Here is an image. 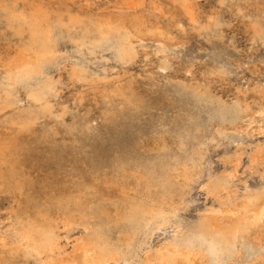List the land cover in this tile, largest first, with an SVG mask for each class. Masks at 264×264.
Listing matches in <instances>:
<instances>
[{"label": "bare ground", "instance_id": "bare-ground-1", "mask_svg": "<svg viewBox=\"0 0 264 264\" xmlns=\"http://www.w3.org/2000/svg\"><path fill=\"white\" fill-rule=\"evenodd\" d=\"M40 1H37V0H33V1H31V0H0V35L4 36L5 40L8 41V44H9V45H7L8 48H7V46H5V48L9 49V54L8 55L6 54L7 57L4 58L3 56L0 55V191H3V188H6V189L18 190L21 194H28V193L32 192V188L34 187V183L37 181H35V182L33 181L36 177L32 180L28 171L25 168V164L29 159L31 160L32 158L34 159V156L36 157L35 151H36V148L39 144L51 143L52 141H54V138H56L55 136H56L57 130H59V129L56 130V124H57V126H58V124H61V125L65 124V116L70 110H68L69 107L68 108L62 107L60 109V111H55L54 99L59 94L57 85L60 82V80L55 79L53 77V74H52L53 71L56 68H59V66L63 63V60L65 58H67L66 56H68L67 54L65 56V53H63L61 50V42L62 41H64L66 39V40L74 43L79 48L83 47V46L90 47L92 49V53L96 49L106 51L107 53H109L111 55V58L115 60V61L113 60L114 62H118L121 65H127L130 62H132L133 59L136 57V51H135L136 48H134V40L135 39H140L144 35H148V36L153 35L158 39L164 38V37H170L168 32L166 30H164L162 27H159L158 25L155 26V24L152 22L148 26L149 21L146 19V17L143 14L139 13V11H138V9H140V7H142L144 4V1H142V0H125L127 8L131 10V12H129V13L128 12L125 13V12L120 11L117 14L116 13H107V14H102V15L95 14L92 11L85 10V9H84L85 11L77 10L72 6L71 3H69L70 1L74 3V2H77L78 0H61L59 2V4H57L56 6L48 3L49 1H47V4L42 3ZM169 1L178 4L182 8L184 14L186 16H188V18L193 23V26L195 27V29L198 28V32L200 34L203 33L206 36H208V38L214 37L217 35L216 28L210 23V18L208 20L205 18L207 20V22L205 24L201 23L200 20L197 18L196 13L198 11L195 13L196 0H169ZM219 1H220L221 5L224 7H227L230 2H237V4L235 6L238 5V7H239L238 9H239L240 13H242V11H243V9L241 8V5H240L241 0H219ZM246 1H248V0H246ZM154 3H155V1H154ZM77 4H78V2H77ZM95 5H97V4H95ZM80 6H82V5H80ZM109 6H110V4H109ZM119 8H121V7H119ZM119 8H117V9L119 10ZM159 10L161 11V7L159 8ZM98 12H99V9H98ZM100 12H101V10H100ZM242 14H243L242 16L245 15L244 11ZM215 17L217 19H221L220 17H218V15ZM201 20H204V19H201ZM176 22L178 24V21H176ZM252 30H253L254 39L259 41L264 46V39H262V34H264V0H262L261 5L259 6V8L257 9V11L254 15V18L252 21ZM2 36H1V38H2ZM185 39H187V38H185ZM185 39H184V41H185ZM180 40H181V38H180ZM3 42H2V44H3ZM145 45H143V46H145ZM3 46H4V44H3ZM1 47H0V49H1ZM3 49H4V47H3ZM162 49L163 48L161 47L160 50L162 51ZM168 50H170V49H168ZM4 52H5V50H4ZM202 53H204V52H202ZM211 53H212V51H211ZM216 53H217V54H215L216 55V61L218 63L217 68H214L217 70L216 72L224 73V74H231L232 72H230L231 70H230L229 64L226 60V52L222 51L221 48H216ZM78 54L82 55L81 53H78ZM94 57H96V56H94ZM139 57H141V59H142V56H139ZM137 59L139 60V58H137ZM69 61H71V60H69ZM252 61L253 60H251V62ZM169 63L170 62L166 61V62H164V65H162V66H165V68L169 67L171 64V63L170 64ZM188 63H190V62H188ZM140 64H141V62H140ZM63 66H65V65H63ZM105 66H106V64H105ZM148 66L149 65H147V67ZM111 67H112V65H111ZM141 67H142V65H141ZM144 67H145V65H144ZM66 68H67V66H66ZM179 68H180V66H179ZM238 68H240V66ZM102 69H103V67H102ZM150 69L151 68H149V70ZM161 69H162V67H161ZM140 70L142 71V69H140ZM190 70L191 69H189V71ZM121 72H124V71H121ZM181 72H182V70H181ZM183 72H184V70H183ZM237 72H239V71H237ZM193 73H194V71H192V74ZM201 73H203V72L201 71ZM173 74H175V73L173 72ZM123 75H121L122 78H124ZM137 75H139V74H137ZM197 75H199V74L197 73ZM231 75H233V73ZM72 76L79 79V80H85V79H88L89 77L91 79H93V77H94L93 73L88 68V66L85 64V62L84 63L80 62V63L74 65V67L72 68ZM113 76H111V77H113ZM144 76L146 77V75H144ZM200 76L201 75H199V77ZM205 76H206V78L205 77L204 78L207 80V75H205ZM111 77H107V78H111ZM121 77L119 76L120 79H122ZM147 77L149 78V76H147ZM229 77L230 76H228V78ZM188 78H190V77L188 76ZM99 79H101V77ZM154 79H156V78H154ZM116 80H118V78ZM112 81L113 80H111V82ZM233 81H235V79ZM237 82L239 85L240 81H237ZM127 83H128V81H127ZM192 83H193V81H192ZM173 84H174V82H173ZM229 84L230 83H228V85ZM215 85H217V84H215ZM172 86H174V85H172ZM174 87H176V86H174ZM182 87H183V85H181L180 89ZM207 87H204V86L198 85V84L195 86H191L190 89L185 90V91H187L186 92L187 94H185V95L188 96V93H189V97H191V98H196V99L203 101V102H210L211 104H215L216 107H220L221 110H219V112L221 114H223L226 117L228 115L230 116V113H232L231 112L232 110L230 111V107H223V105L226 104L224 102L225 100L222 99V101H221V100H216L215 98H213L211 96V94L209 93V90H208L209 88H207ZM220 87H218V88H220ZM239 88H241V87H239ZM239 88H238V90H239ZM177 89H178V87H177ZM231 89H232V87H231ZM173 90H175V89H173ZM226 90H227V94H228V91H230V90L229 89H226ZM234 90H235V88L233 89V91ZM165 91H166V89H165ZM168 91H170V90H168ZM253 91L255 92V90H253ZM263 91H264V89H263ZM170 92L172 93V91H170ZM230 92H232V91H230ZM257 93L259 94V92H257ZM22 94L24 96H22ZM176 94H178V93H176ZM245 94H247V92ZM103 95L105 98V106H106L105 107L106 108L105 113H106V115H109L111 117V119H114L117 115H124V120L136 121V120H139V117L141 115L143 117V113L146 109L149 110L148 104L146 102H143V100H142L143 98L133 89L131 84L127 87H117L113 91L104 90ZM176 97H177V95H176ZM223 97L225 98V96H223ZM229 97H230V95H229ZM247 97L248 96H246V98ZM179 98L181 99L182 97H179ZM235 98H236V95H235ZM252 98H254V97H252ZM257 99H259V98H257ZM262 99H264V98H262ZM229 100H231V99H229ZM249 100L251 101L253 99H249ZM249 100H248V102H250ZM189 102H190V100H189ZM195 102H197V100ZM86 104H87V102H86ZM86 104H84V106ZM187 104H188V99H187ZM243 105L241 107H243ZM230 106H231V104H230ZM232 106L238 107V103L234 102V103H232ZM235 107H233V109L238 110ZM177 108H179V107H177ZM184 108H183V110H184ZM188 108H189V106H188ZM194 108L195 107L193 106V109ZM88 109H90V108H88ZM84 110H85V108H84ZM156 110H158V109H156ZM177 110L181 111L182 109L179 108ZM199 110H200V108H199ZM236 110H234V113ZM209 112L210 111H208V114H209ZM163 113H164V111H163ZM249 113H250V115H252L251 112H249ZM157 114H159V113H157ZM175 114H177V113H175ZM197 114L198 113H196V115ZM186 116H187V118H186ZM212 117H214V116H212ZM220 118H222V117H220ZM49 119H53L54 124L51 125L49 122H47V120H49ZM72 119L73 120L71 122L69 121L70 124H68V125L66 124L67 125L66 129L68 132V135L66 136L67 138L69 137V134L70 135L76 134L79 138L80 137L82 138L78 142H80V141L83 142L84 140H86L89 137L90 134H92L94 132V126L88 117L86 118L84 116L79 117V116L74 115ZM180 121L184 125L181 127L179 126V132H177V133H179V134H177L179 137V148H178L179 151H178V153L172 154V155L165 153V156L163 157L161 166H159V168H156L152 165V166H150L151 168H148L146 170L144 169L142 177L139 178L140 175L138 174L139 176L137 179H138V182L142 186V189H143L142 190L143 193H141V195L131 196L126 191L127 189H125L126 187L123 186L124 185L123 184L120 197L117 199L115 198L116 201L112 202L114 204V207H109L108 204H106V203L104 205L101 204L103 198L106 196L104 193L105 191L104 192L102 191L103 187L101 188V186H106L105 184H110V183L111 184H119L118 180L120 179L122 181L124 179V176L126 175L125 163H127V162H125L126 160H124L121 157L114 158V159L110 158V160L112 159V161L109 160V162L111 163L110 165L107 162L108 160L106 161V163H108L107 165L110 166V169H109L110 172L107 171L108 169H104L102 167L103 165H101V163L96 164V162H95V165H93V167L90 171L91 174L89 173L90 175L83 177L82 174L78 173L79 176L77 175V177L74 178V180L70 179L71 180V186H66V187L62 188L59 186L62 182L61 183L59 182L58 187H56L53 183V185H48V188H49L48 191L49 192H43L40 194L37 193L36 195L28 194L29 196H27V197L22 195L24 200H25L24 197H26V210H24L23 213L14 212L12 225H10V226L8 225L10 227L9 231H11V233H10L11 235L8 236L5 233L0 234V264H257V263H255L256 261H258L259 264H264V183L257 185L255 187L248 188L241 196H239V195L238 196H232L234 199H231L230 198L231 196H229L228 198H226L227 201H225V200H223L224 198L222 199V198L218 197L217 198L218 207H215L214 204H212L213 206H210L209 208L204 210L202 213H198L199 215L194 220H192L193 217L191 218L190 216H189L190 218H186V219L192 220V221L190 220L191 222L189 224H186V225L181 224V222H180L181 220H179L181 217L180 214L189 205L188 195H189V191L191 188V184L193 182L198 183L200 178H202L204 175H206V173H205L206 167L204 165L205 157L208 156L207 152H208V148H209V143L211 140H214V139L207 136V134H206L207 131H206V133L204 132L205 131V129L203 128L204 124L202 123L200 118L199 119L195 118L194 115L190 116V113H189V116L186 114L185 118H180ZM230 121H232V120L230 119ZM167 122H168V119H167ZM212 122L213 121H211V123ZM157 123H159V122H157ZM216 123H219V122H216ZM140 124L145 125V123H140ZM166 124L164 126H166ZM137 126L139 127V125H137ZM145 126H147V125H145ZM214 126H217V125H214ZM230 127H233V126H230ZM132 129H134V128H132ZM138 129H135L132 131L135 132ZM228 129H229V127L225 123H219L218 124V126L216 128V133H217V136L219 139V144L222 143L223 145H225L229 142L231 134L228 132ZM175 130H177V129H175ZM154 131H156V129ZM208 131H210V130H208ZM138 132H141V131L138 130L137 133ZM142 132H144V131H142ZM172 132H174V131H172ZM130 133L132 134V132H130ZM64 134H66V133H64ZM131 134H130V136H131ZM241 135H243V134H241ZM130 136L128 135V137H130ZM121 137H123V136H121ZM135 137H132V138H135ZM59 139H62V137L60 136ZM260 139H262V138H260ZM133 140H135V139H133ZM137 140H138V137H137ZM247 140L251 141L250 138ZM63 141H64V139H63ZM54 142H56V140ZM57 142L59 143V141H57ZM253 142H252V144H253ZM211 143H213V142H211ZM258 143H259V141H258ZM263 143H264V139H263ZM61 144H59V145L61 146ZM131 144H132V142H131ZM257 145L258 144H256V146ZM137 146H141V144L137 143ZM243 146H244V144H243ZM262 146H264V145H262ZM68 147H69V145H68ZM70 147H73V146L70 145ZM125 147H127V146H125ZM131 147H133V146H131ZM221 147H222V145H221ZM50 148H51V152H53L52 154L54 156L59 157V161L60 160L63 161L62 157H61V152H63L62 149L59 147L58 150H55V148L51 147V146H50ZM74 148L75 147H73V149ZM127 148H129V146ZM163 148H165V146ZM226 148H228V147H226ZM253 148H254V146H253ZM243 149H245V148H243ZM263 149L264 148L260 146V147H256L254 149L255 151L253 149L252 150L254 151V155L258 157L259 155L262 156V152H264ZM75 150H80V152H81V149L75 148ZM224 150L226 152V149H224ZM233 150H234V148H233ZM132 151H134V149ZM210 152H211V150H210ZM72 153H74V155H75V151L74 152L72 151ZM227 153H228V151H227ZM81 154L79 153L78 156H80ZM136 154L138 155V153H136ZM147 154H150V153H147ZM160 154H159V156H160ZM45 155H47L46 152H45ZM154 155H158V154L156 153ZM82 157H83V155H82ZM154 157H156V156H154ZM49 158H51V157H49ZM228 158H229L230 162L233 163L234 167H235V165H238L237 163H239V162L241 163L240 158L238 156V153H234L233 155L230 153ZM88 159H87V161H88ZM84 160H86V158ZM250 160H253V158L252 159L250 158ZM250 160H249V162H250ZM61 161L59 162L60 164L57 163L59 168L64 167L63 166L64 164H62ZM75 161H78V160H76V158H75ZM89 161H91V160H89ZM127 161H129V160L127 159ZM258 161H260V160H258ZM36 163L37 162H35V167H37ZM138 163H140V162H138ZM84 164L82 163L81 165H84ZM157 164H158V162H157ZM225 164H224V166H225ZM31 165H29V167H31ZM86 165H87V163H86ZM86 168H88V166H86ZM27 169H28V167H27ZM52 169H54V168H52ZM76 169H77V167H76ZM137 169H139V168H137ZM29 170L31 171L30 168H29ZM35 170H37V169H35ZM51 170H50V173H51ZM70 170H69V172H71ZM72 171H74V170H72ZM86 171H87V169H86ZM223 171H224V169H223ZM74 172H76V171H74ZM30 173L32 175L34 174V172L33 173L30 172ZM213 173L215 174V172H213ZM83 174H86V173L83 172ZM214 174L213 175L210 174V176L207 177V181L205 183H203L204 184L203 188L206 189L207 193H212V194L218 195L222 190L229 188V186L231 184L230 181L232 179L233 174L231 172L225 173V171H224V173H221L218 175H214ZM54 175H56V174H54ZM61 175H64V174L61 173ZM65 175H64V177H65ZM47 177L48 176H46V178ZM64 177H63V179H64ZM73 177H75V175ZM40 179L42 180L41 177H40ZM55 179H58V178H55ZM126 179H127V177H126ZM35 180H38V179H35ZM46 180H43V181H46ZM255 180L257 181V179H255ZM59 181H61V180H59ZM42 184H43V182H42ZM135 185H136V183H135ZM44 187L45 186H43V188ZM111 188H112V186H111ZM195 188H196V186H195ZM198 188H199V186H198ZM200 188H201V185H200ZM236 188H240V187H236ZM116 189H117V186H116ZM110 190H107V191L110 193ZM201 190H202V188H201ZM113 191L114 190L112 189L111 193L114 194ZM12 192H14V191H12ZM6 193H8V192H6ZM6 193H5V195H6ZM10 193H11V191H10ZM3 195L1 194V196H3ZM115 195H117V193ZM1 196H0V199H1ZM10 196H12V195L10 194ZM10 196L8 195V197H10ZM13 196H16V194ZM107 197H109V196H107ZM189 199H192V198H189ZM3 200H4V196H3ZM12 200H17V199L12 198ZM214 200H215V197H214ZM20 202H23L22 199ZM9 204H11V203L9 202ZM18 204H20V203H18ZM204 204H205V202H204ZM209 204H210V202H209ZM2 205H0V206H2ZM4 207H6V206H4ZM15 207L16 206H14V207L12 206V208H15ZM9 208H10V206H9ZM16 209H18V208H16ZM3 210H5V209H3ZM7 210H9V209H7ZM21 210H23V209H21ZM10 212H12V211L10 210ZM4 218H5V216H4ZM2 219H3V217H2ZM3 220H2V222H3ZM168 224L170 225V227H174V225H176V228L174 229V230H176V233H177V236H175L176 238H174L173 240L172 239L166 240V241L164 240V242L160 241L162 244L154 250L149 249V247H148V250H143L141 248V244L145 243L147 238L152 237V234L156 230L159 232V229L164 228ZM171 225H173V226H171ZM79 226L82 227L84 234H82V235L80 234L81 236L77 237L75 242L77 241L76 242V249H80L82 251V254L80 257L81 259L79 261H77L78 259L77 260L65 259L64 257L60 256L59 249H61L62 246H61V248L58 247L59 246L58 241H59V237H60V235H59L60 227H62L63 229H65L67 231H71L73 228L79 227ZM67 231H65V232H67ZM2 232H4V231H2ZM176 233H174V234L176 235ZM154 235H153V237H154ZM66 237H68V236H66ZM66 237H64V238L67 241V239H69V238H66ZM71 238H73V237L71 236ZM71 238H70L69 242H71ZM75 238H76V236H75ZM159 238H160V236H159ZM160 242H158V244ZM60 243H62V242H60ZM150 243H151V241H150ZM66 248H68V247H66ZM139 248H141L143 250L142 255H141V253L138 252ZM73 250H75V249H73ZM251 251L257 252V254H259L258 257L251 258L250 257L251 255L250 256L248 255ZM78 254H80V253H78ZM252 255H254V254H252ZM74 256H75V254H74ZM78 258H79V256H78Z\"/></svg>", "mask_w": 264, "mask_h": 264}, {"label": "rangeland", "instance_id": "rangeland-1", "mask_svg": "<svg viewBox=\"0 0 264 264\" xmlns=\"http://www.w3.org/2000/svg\"><path fill=\"white\" fill-rule=\"evenodd\" d=\"M31 1H33V0H31ZM37 1H40V0H37ZM43 1L44 0H41L40 2L47 4V1H49L48 3H50L51 5H55L56 6L57 4H59V2L61 0H45L44 2ZM102 1L103 0H100V1L99 0H78L77 1L78 4H77V2L73 3L71 1L69 3H71L72 6L75 9H77V10H83V11L89 10V11H92L93 13H95V14H100V15L107 14V13H116L117 14L120 11L125 12V13L131 12V10L127 8L125 0H107V1L104 0L103 2ZM142 1H144V4H143L142 7H140V9H138V11H139V13L143 14L146 17V19L149 21L148 22V26L152 22V23L155 24V26L158 25L159 27H162L164 30H166L170 37H164V38L158 39V38H156L153 35H149V36L148 35H144L145 37L142 36V38H140V39H135L134 40V48H136L135 49L136 57L133 59L134 62L132 61V62H130L127 65H121L118 62H114L115 60L112 59L111 55L109 53H107L106 51H103V50H100V49H96L95 50L96 52L94 51L95 53L94 52L92 53V49L90 47L83 46V47L79 48L74 43H72V42H70V41H68L66 39L61 42V50H62L63 53H65V56H66V54L68 56H66L67 58L64 59L65 61L63 60V63L59 66V68H56L53 71V73H52L53 77L55 79H59L60 80V82L57 85L59 94L54 99L55 111H60V109L62 107H67V108L69 107L68 110H70V111L65 116V124L64 125L58 124V126H57V124H56V130L59 129V130H57V133H56V136H55L57 139L54 138V141L56 140V142L52 141L53 143L51 142V143L39 144L37 146V148H36V151H35L36 157L34 156V159L33 158L31 160L29 159L26 162L25 168L28 171V173H29L30 177L32 178V180L35 177H36L35 179H38V180H35V179L33 180L34 182L37 181V182L34 183V187L32 188V192L34 194L32 192H30V191H29L30 193H28V194L36 195L37 193L40 194V193H43V192H49L48 191L49 190L48 185H53V183H54V185L56 187H58L59 182L60 183L62 182L61 183L62 185L61 184L59 185L62 188L66 187V186H71V180L72 179L74 180V178H76L77 175L79 176V174H82L83 177L87 176V175H90L91 174L90 171H91L93 165H95V162H96V164H100L101 163V165H103L102 167L104 169H108L107 171L110 172V170H109L110 166L107 165L108 163H109V165L111 164L109 162L110 158L114 159V158L121 157L124 160H126L125 162H127V163H125L126 175L124 176V179L122 181L120 179L118 180L119 184H111L110 183V184H105L106 186H101V188L103 187L102 191L103 192L105 191L104 193L106 195L103 198L101 204L104 205L106 203V204H108L109 207H114V204L112 202L116 201L115 198L117 199V198L120 197L123 184H124L123 186L126 187L125 189H127L126 191L131 196L141 195V193H143L142 192L143 189H142V186L138 182V179H137L138 176L140 175L139 178L142 177L144 169L146 170L148 168H151L150 166H152V165L154 167H156V168H159V166H161L162 159L165 156V153L169 154V155L178 153V151H179V149H178L179 148V137H178L177 134H179V133H177V132H179V126L181 127V126L184 125L180 121V118H185V115L187 114L189 116V113H190V116L194 115L195 118H198V119L200 118V120L204 124L203 125V128L205 129L204 132L206 133V131H207V133H206L207 136L212 138V139H214V140L210 141V143L213 142L214 144L213 143H211V144L209 143V148H208V152H207L208 156L205 157L204 165L206 167L205 168L206 175H204L202 178H200L198 183L197 182H193L194 184L193 183L191 184V188H190L189 195H188L189 205L180 214L181 217H180L179 220H181L180 221L181 224L186 225V224H189L192 220H194L199 215L198 213H202L204 210H206L210 206H213L212 204H214L215 207H218V200H217L218 197L222 198V199L224 198L223 200H225V201H227L226 198H228L229 196H231L230 197L231 199H234L232 196H238V195L241 196L248 188L255 187L257 185H260V184L264 183V171H263L264 170V155H263L264 152H262V156L259 155L257 157V156L254 155V151H255L254 149L256 147H260L261 146V147L264 148V146H262V145H264V143H263V139H264V104H263L264 103V99H262V98H264V91H263V89H264L263 88L264 87V58H263L264 57V46L259 41L254 39L253 30H252V21H253L254 15H255L257 9L259 8V6L261 5L262 0H248V1L241 0L240 5H241V8L243 9V11L245 13V15H244L245 17L242 16L243 15L242 14L243 11H242V13L239 12L238 5L235 6L237 4V2H230L227 7H224V6L221 5L219 0H196L195 13L198 11L196 13V16L200 20L201 23L205 24L209 18L218 15V17H220L221 19H223L225 21H228L229 23H231L233 25V27L229 31L236 38L237 45L241 49V52H235L232 49H228L227 51H225L226 52V60H227V62L229 64V67H230V70H231L230 72H232L233 75H231L232 73L231 74L219 73V72H216L217 71L216 69H214V68H217V66H218V63L216 61V55H215V54H217L216 53V48H221L219 42L216 39L217 35L214 36V37H209L208 38V36H206L205 34H203V33L200 34L198 32V28L195 29V27L193 26V23L191 22V20L188 18V16H186L184 14L182 8L178 4H176L174 2H171L169 0H149V1L148 0H142ZM154 1H155L156 4L154 3ZM95 4H97V5H95ZM109 4H110V6H109ZM80 5H82V6H80ZM119 7H121V8H119ZM160 7H161V11L162 12L159 10ZM117 8H119V10ZM98 9H99V12H98ZM100 10H101V12H100ZM201 19H204V20H201ZM175 20L178 21V24H177V22ZM1 36L2 35H0V42H1L0 43L1 44L0 47L1 46L2 47L0 49V55L3 56L4 58H6L7 55L9 54V49H7L8 48L7 45H9V44H8V41L5 40L4 36H2V38H1ZM180 38H181V40H180ZM185 38H187L188 40L185 39ZM184 39H185V41H184ZM2 42H3L4 46H3ZM143 45H145V46H143ZM5 46H7V48H5ZM3 47H4V49H3ZM161 47L163 48L162 51L160 50ZM168 49H170V50H168ZM4 50H5V52H4ZM211 51H212V53H211ZM202 52H204V53H202ZM78 53H81L82 55H79ZM94 56H96V57H94ZM139 56H142V59ZM105 57L106 58L108 57V58L106 59ZM137 58H139V60ZM69 60H71V61H69ZM251 60H253V61L251 62ZM166 61L170 62L171 64L169 63L170 66L165 68V66H162V65H164V62H166ZM187 61L190 62V63H188ZM80 62L81 63L85 62V64L88 66V68L93 73V75H94L93 79L94 80L91 79L90 77L88 79H85V80H79V79H77V78L72 76V68L74 67V65H76V64H78ZM140 62H141V64H140ZM105 64H106V66H105ZM63 65H65V66H63ZM111 65H112V67H111ZM141 65H142V67H141ZM144 65H145V67H144ZM147 65H149V66L147 67ZM66 66H67V68H66ZM160 66L162 67V69L164 71H162ZM179 66H180V68H179ZM239 66H240L241 69L238 68ZM102 67H103V69H102ZM149 68H151V69L149 70ZM188 68L191 69V70L189 71ZM140 69H142V71ZM180 69L182 70V72H181ZM183 70H184V72H183ZM121 71H124L125 73L121 72ZM192 71H194L193 74H192ZM201 71L203 73H201ZM237 71H239V72H237ZM173 72L176 75L173 74ZM197 73L199 75H201V76L199 77V75H197ZM137 74H139V75H137ZM121 75H123L124 78H122ZM144 75H146V77ZM205 75H207V80L205 79L206 78ZM111 76H113V77H111ZM119 76L122 79H120ZM147 76H149V78ZM188 76L190 78H188ZM228 76H230L231 78L230 77L228 78ZM100 77H101V79H99ZM107 77H111V78H107ZM117 78H118V80H116ZM154 78H156V79H154ZM234 79H235V81H233ZM111 80H113V81L111 82ZM210 80L211 81L213 80V81L211 82ZM127 81H128V83H127ZM192 81H193V83H192ZM237 81H240L239 85H238ZM173 82H174V84H173ZM228 83H230V84L228 85ZM128 84L129 85L131 84L133 89L143 98L142 99L143 102H146L148 104V106H149V108H148L149 110L146 109L144 111V113L146 115L143 113V117L141 115L139 117V120H136L137 122L136 121H131V120H124V115H117L114 119H111V117L109 115H106V113H105V110H106L105 107L106 106H105V98H104V95H103L104 90L113 91L117 87H127V86H129ZM197 84L198 85H202L204 87L208 86L207 88H209L208 89L209 93L216 100H221V101H222V99L225 100L224 102L227 105L225 104V105H223V107H230V111L232 110L231 111L232 113H230V116L228 115L226 117L223 114H221L219 112V110H221L220 107H216L215 104H211L210 102H203V101H200V100H198L196 98H191V97H189V93H188V96L185 95V94H187L186 93L187 91H185V90H188V89H190L191 86H195ZM215 84H217V85H215ZM172 85H174L176 87H174ZM181 85H183V87L180 89ZM211 85L212 86L214 85V86L212 87ZM217 86L220 87V88H218ZM177 87H178V89H177ZM231 87H232V89H231ZM239 87H241V88H239ZM234 88H235V90L233 91ZM238 88H239V90H238ZM165 89H166V91H165ZM173 89H175V90H173ZM226 89H229L234 94L232 92H230V91H228V94H227V90ZM168 90L172 91V93L170 91H168ZM253 90H255V92ZM243 91L245 93L247 92V94H245ZM256 91L259 92V94ZM176 93H178V94H176ZM176 95H177V97H176ZM229 95H230V97H229ZM235 95H236L237 99L235 98ZM22 96H24V95L22 94ZM223 96H225V98ZM246 96H248L247 97L248 99L246 98ZM251 96L254 97V98H252ZM179 97H182V98L180 99ZM257 98H259V99H257ZM187 99H188V104H187ZM229 99H231L232 101L229 100ZM249 99H253V100L250 101ZM189 100H190V102H189ZM196 100H197V102H195ZM248 100L251 103L248 102ZM86 102H87V104L89 106L86 104ZM234 102L238 103V107L232 106V103H234ZM84 104H86V105L84 106ZM230 104H231V106H230ZM242 105H243V107H241ZM86 106L88 108H90V109H88ZM188 106H189V108H188ZM193 106L195 107L194 109H193ZM177 107L181 108L182 110L185 107L184 108L185 111L184 110L183 111L182 110L179 111V110H177V109H179ZM233 107L237 108L238 110L240 109L239 110L240 112L238 110H236V109H233ZM84 108H85V110H84ZM199 108H200V110H199ZM80 109L81 110L83 109V110L81 111ZM156 109H158V110H156ZM234 110H236L235 113H234ZM163 111H164V113H163ZM208 111H210L209 114H208ZM249 112H251L252 115H250ZM157 113H159V114H157ZM175 113H177V114H175ZM196 113H198V114L196 115ZM74 115L75 116H79V117H83V116L86 117V118L88 117L91 120V122H92V124L94 126V132L92 134H90L89 137L86 140H84L83 142H81V141L78 142L82 138L81 137L79 138L76 134H72V135L69 134V137L68 138L66 137L68 135V132H67V129H66L67 125L70 124L69 121L71 122L73 120L72 118H73ZM148 115L149 116L151 115L152 117L151 116L149 117ZM179 115L180 116L182 115V116L180 117ZM212 116H214V117H212ZM220 117H222V118H220ZM186 118H187V116H186ZM167 119H168V122H167ZM230 119L233 122L230 121ZM211 121H213V122L211 123ZM47 122H49L51 125L54 124L53 119H49V120H47ZM157 122H159V123H157ZM214 122L215 123L216 122L225 123L229 127L228 132L231 134L229 142L231 141L230 142L231 144L229 142L227 144H225V145H223L222 143L219 144V139H218V136H217V133H216V128H217L219 123L215 124ZM140 123H145V125H147V126H145L144 124L142 125ZM165 124H166V126H164ZM137 125H139V127ZM214 125H217V126H214ZM230 126H233V127H230ZM132 128H134V129H132ZM174 128L177 129V130H175ZM135 129H138L139 131H141V132L144 131V132H142V133L138 132L137 133L138 130H136L135 132L132 131V130H135ZM155 129H156V131H154ZM208 130H210V131H208ZM172 131H174V132H172ZM130 132H132V134ZM64 133H66V134H64ZM130 134H131V136H130ZM241 134H243V135H241ZM128 135L130 137H128ZM60 136L62 137V139H59ZM121 136H123V137H121ZM132 137H135V138H132ZM137 137H138V140H137ZM249 138L251 139V141L247 140ZM260 138H262V139H260ZM63 139H64L65 142L63 141ZM133 139H135V140H133ZM57 141H59V143ZM258 141H259V143H258ZM131 142H132V144H131ZM252 142H253V144H252ZM137 143H140L141 146H137ZM59 144H61L62 147ZM243 144H244L245 147L243 146ZM256 144H258V145L256 146ZM49 145L51 147H54L55 150H58L59 147L62 149L63 152H61V157H62L63 161H61V160L60 161L62 162V164H64L63 165L64 167H62V168L58 167V164H60L59 163L60 162L59 161V157L54 156L52 154L53 152H51V148H50ZM68 145H69V147H68ZM70 145L75 147V148L81 149V152H80V150H75V148L73 149V147H70ZM221 145H222V147H221ZM125 146H127V147L129 146V148H127ZM131 146H133V147H131ZM164 146H165V148H163ZM253 146H254V148H253ZM226 147H228V148H226ZM132 148L134 149V151H132L133 150ZM233 148H234V150H233ZM243 148H245V149H243ZM224 149H226V152H225ZM210 150H211V152H210ZM72 151L73 152L75 151V155H74V153H72ZM227 151H228V153H227ZM263 151H264V149H263ZM45 152L47 153V155H45ZM79 153L80 154L82 153V154L80 156H78ZM136 153H138V155ZM147 153H150V154L152 153V154L150 155V154H147ZM156 153L158 155H154ZM230 153L232 155L234 153H238V156L240 158L241 163L240 162H239L240 164L237 163L238 165H235V167H234L233 163H231L229 158H228ZM159 154H160V156H159ZM82 155H83V157H82ZM153 155L156 156V157H154ZM49 157H51V158H49ZM75 158L78 161H75ZM85 158H86V160H84ZM250 158L251 159L253 158V160H250ZM87 159H88V161H87ZM112 159L110 161H112ZM127 159L129 161H127ZM89 160H91V161H89ZM249 160H250L251 163L249 162ZM258 160H260V161H258ZM106 161L108 163H106ZM35 162H37L36 163L37 167H35ZM138 162H140V163H138ZM157 162H158V164H157ZM82 163L83 164L85 163V164L81 165ZM86 163H87V165H86ZM224 164H225L226 167L224 166ZM29 165H31L32 168L29 167ZM86 166H88V168H86ZM27 167H28V169H27ZM76 167H77V169H76ZM29 168L31 169V171L29 170ZM52 168H54V169H52ZM137 168H139V169H137ZM35 169H37V170H35ZM86 169H87V171H86ZM223 169H224L225 173L231 172L233 174L232 179L230 181L231 184H230L229 188H226V189L222 190L218 195H215V194H212V193H207L206 189L203 188V186H204L203 183H205L207 181V177H209L210 174L211 175L214 174L213 172H215L214 175H218V174L224 173ZM50 170H51V173H50ZM69 170L72 173L69 172ZM72 170H74L76 172H74ZM30 172H32V173L34 172V174L32 175ZM83 172L86 173V174H83ZM61 173H63L64 175L66 174L67 176L65 175V177H64V175H61ZM54 174H56V175H54ZM45 175L48 176L47 177L48 179L46 178ZM74 175H75V177H73ZM62 176L64 177V179H63ZM40 177L42 178V180L40 179ZM126 177H127V179H126ZM55 178H58V179H55ZM255 179H257V181ZM43 180H46V181H43ZM59 180H61V181H59ZM42 182H43V184H42ZM135 183H136V185H135ZM115 185L117 186V189H116ZM200 185H201L202 190L200 188ZM43 186H45V187L43 188ZM111 186H112V188H111ZM195 186H196V188H195ZM198 186H199V188H198ZM236 187H240V188H236ZM112 189L114 190L113 191L114 194L111 193ZM107 190H110V193ZM10 191H11V193H10ZM12 191H14V192H12ZM6 192H8L9 194L6 193ZM5 193H6V195H5ZM116 193H117V195H115ZM1 194L2 195L4 194L3 196H4V200L5 201L3 200V196H1ZM10 194L12 196H10ZM15 194H16L17 197L13 196ZM28 194H21L18 190L6 189V188H3V191H0V196H1V199H2V200L0 199V201L2 202V203L0 202L1 203L0 205L3 204L2 205L3 207L0 206V227L3 229L2 230L0 228L1 229L0 230V234H4L5 233L8 236L11 235L10 234L11 231H9V228H10L9 226L12 225L13 214H14V212L23 213L24 210H26V197L29 196ZM8 195L10 197H8ZM22 195L26 196V197H24L25 200L23 199ZM107 196H109V197H107ZM11 197L13 199H17V200H12ZM214 197H215V200H214ZM189 198H192V199H189ZM21 199H22L23 202H20ZM9 202L11 204H9ZM204 202H205V204H204ZM209 202H210V204H209ZM18 203H20V204H18ZM4 206H6V207H4ZM9 206H10V208H9ZM12 206L13 207L16 206V207L12 208ZM2 208L5 209V210H3ZM16 208H18V209H16ZM7 209H9V210H7ZM21 209H23V210H21ZM10 210L12 212H10ZM1 216L3 217L4 220L2 219ZM4 216H5V218H4ZM189 216L191 218L193 217V219L192 220L191 219H186V218H190ZM2 220H3V222H2ZM171 226H173V225H171ZM165 227L159 229V232L156 230L152 234V237H149L150 239L149 238L146 239L147 242L145 241V243L141 244V248L143 250H148V247H149V249L154 250V249L158 248L162 244L161 242H164V240L165 241L166 240H171V239L173 240L174 238H176L175 236H177V233H176V230H174L176 228V225H174V227H170V225L168 224ZM73 229L71 231H67V230L63 229L62 227H60V230H59L60 231L59 232L60 237H59V241H58L59 242L58 243V245H59L58 247L61 248V246H62V248L59 249L61 257H64L65 259H70V260L71 259H74V260L78 259L77 261H79L81 259L80 257H81L82 251L80 249H76V242L77 241L75 242V240L77 239V237L81 236L84 233H83L82 227H80V226L79 227H75ZM2 231H4V232H2ZM65 231H67V232H65ZM174 233H176V235ZM65 235L68 236V237H66ZM153 235H154V237H153ZM71 236L73 238H71ZM75 236H76V238H75ZM159 236H160V238H159ZM64 237L69 238V239H67V241H66V239ZM70 238H71V242H69ZM150 241H151V243H150ZM60 242H62V243H60ZM154 242L155 243L157 242V243L155 244ZM158 242H160V243L158 244ZM66 247H68V248H66ZM141 248L138 249V252L141 253V255H142L143 254L142 253L143 250ZM73 249H75L76 251L73 250ZM78 253H80V254H78ZM74 254H75L76 257L74 256ZM252 254H254V255H252ZM248 255L249 256L251 255L250 256L251 258H256V257H258L259 254H257V252L251 251ZM78 256H79V258H78ZM255 263L259 264L258 261H256Z\"/></svg>", "mask_w": 264, "mask_h": 264}, {"label": "snow or ice", "instance_id": "snow-or-ice-1", "mask_svg": "<svg viewBox=\"0 0 264 264\" xmlns=\"http://www.w3.org/2000/svg\"><path fill=\"white\" fill-rule=\"evenodd\" d=\"M210 23L216 28V39L219 42L222 51L232 49L235 52H241V49L237 45L236 38L229 31L233 27L231 23L223 19H217L215 16L210 18ZM262 39H264V34H262Z\"/></svg>", "mask_w": 264, "mask_h": 264}]
</instances>
